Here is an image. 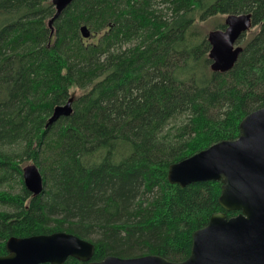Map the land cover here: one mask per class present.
<instances>
[{"label":"trees","instance_id":"1","mask_svg":"<svg viewBox=\"0 0 264 264\" xmlns=\"http://www.w3.org/2000/svg\"><path fill=\"white\" fill-rule=\"evenodd\" d=\"M55 13L53 0H0V255L12 236L66 231L95 243L93 260L187 259L213 213L239 211L220 205L221 181L182 187L169 167L238 138L264 107V0H74L51 27ZM232 13L253 27L233 69L214 72L201 25L225 29Z\"/></svg>","mask_w":264,"mask_h":264},{"label":"water","instance_id":"2","mask_svg":"<svg viewBox=\"0 0 264 264\" xmlns=\"http://www.w3.org/2000/svg\"><path fill=\"white\" fill-rule=\"evenodd\" d=\"M74 0H53L56 13L53 22ZM225 29L208 33L209 57L214 72H228L235 66L243 47L239 41L253 27L251 13L226 16ZM84 38L91 35L87 25L81 26ZM70 97L55 107L47 128L61 117L73 113ZM26 188L38 196L45 189L44 176L35 163L24 167ZM169 181L185 187L202 181H221L220 205L226 211H239L228 217L215 212L208 224L193 234L190 256L172 261L161 255L146 254L120 257L108 255L93 260L95 243L76 234L57 231L26 237L12 236L6 242L7 254L0 264H64L70 257L88 264H264V107L250 112L240 123L238 138L221 140L192 156L172 163Z\"/></svg>","mask_w":264,"mask_h":264},{"label":"rangeland","instance_id":"3","mask_svg":"<svg viewBox=\"0 0 264 264\" xmlns=\"http://www.w3.org/2000/svg\"><path fill=\"white\" fill-rule=\"evenodd\" d=\"M224 19V18H223ZM202 30H204L206 33H208L209 31H211L213 28L212 24L210 25V23H205L201 25ZM240 45V44H239ZM29 164V163H28ZM31 164V163H30ZM40 168V167H39Z\"/></svg>","mask_w":264,"mask_h":264}]
</instances>
